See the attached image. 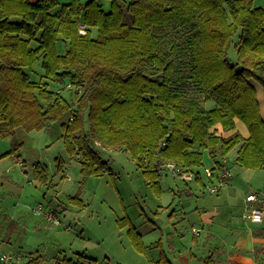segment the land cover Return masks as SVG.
Wrapping results in <instances>:
<instances>
[{
  "label": "trees",
  "instance_id": "trees-1",
  "mask_svg": "<svg viewBox=\"0 0 264 264\" xmlns=\"http://www.w3.org/2000/svg\"><path fill=\"white\" fill-rule=\"evenodd\" d=\"M37 63L53 82L32 79ZM67 77L81 92L75 108L57 96ZM255 83L264 90V7L255 0H111L109 9L100 0H0V135L13 138L0 159L58 122L87 175L111 170L103 148L126 151L155 187L159 162L197 171L205 150L218 160L238 147L235 163L262 169ZM236 119L248 138L218 134L214 126L234 130ZM33 166L46 184L47 166ZM45 262L38 254L24 264Z\"/></svg>",
  "mask_w": 264,
  "mask_h": 264
},
{
  "label": "rangeland",
  "instance_id": "rangeland-1",
  "mask_svg": "<svg viewBox=\"0 0 264 264\" xmlns=\"http://www.w3.org/2000/svg\"><path fill=\"white\" fill-rule=\"evenodd\" d=\"M71 1L59 0L62 5ZM81 1L86 3L89 0ZM100 1L105 9L111 8V0ZM255 4L260 6V0H256ZM66 49V44L60 40L59 52L65 53ZM231 56L236 58L234 50ZM35 69L38 73L32 74L33 80L45 78L41 63H37ZM27 70L31 71L30 68ZM70 83L69 77L60 82L63 90L57 96L67 98L72 108H75L81 92L76 91ZM51 87L56 88L55 85ZM204 95H199L203 106L206 104ZM213 105L214 102L205 106ZM262 116L264 118V113ZM56 124L49 130L31 131L20 149L26 169L29 170L28 179L24 183L25 189L18 188L10 194L18 198L22 193L24 207L15 212L10 211L8 215V220L18 228L10 241L0 240V259L4 254L20 253L22 257L10 262L0 260V264H24L38 254L46 257L45 264H156L161 259V264H167L170 259L167 239L172 235L166 233L160 221L166 220L176 208V205L168 207L175 199L178 204L181 200H187L182 190L188 186L194 187L195 194L189 198L191 201L198 196L216 198L203 190L204 184L210 182L205 168L213 164L201 167L200 180L191 182L171 172H163L160 186L155 187L126 151L104 148L103 157L109 161L111 170L102 176L87 175L81 170L82 160L72 155L64 140L57 137L59 125L58 122ZM239 128L248 134L245 123H241ZM5 144L7 138L0 135V150ZM237 154L238 147H235L227 159L236 181L234 189L239 194L235 198L236 204L243 206L241 196L256 186L264 185V168L240 167L235 163ZM37 162L47 166L46 184L35 174L33 164ZM5 170L2 169V172ZM40 204L44 206V213L52 212L58 222L44 214H36L33 209ZM186 228L192 236V227L187 225ZM186 239L191 240V237L188 235Z\"/></svg>",
  "mask_w": 264,
  "mask_h": 264
},
{
  "label": "crops",
  "instance_id": "crops-1",
  "mask_svg": "<svg viewBox=\"0 0 264 264\" xmlns=\"http://www.w3.org/2000/svg\"><path fill=\"white\" fill-rule=\"evenodd\" d=\"M260 2L261 4L259 5L264 7V0H260ZM30 70L31 77L32 74L38 73L35 66ZM42 81L53 82L49 78H45ZM255 84L259 92L258 99L263 115L264 90L260 84ZM208 103H212V101ZM241 123H243L241 120L236 119V128L230 131H225L221 124H217L214 127L217 129L218 134L225 137L239 132L243 137L248 138L250 131L248 134H244L245 131H241L239 128ZM53 125H57L56 122L51 126ZM61 135L62 129L58 126L57 137L63 139ZM3 148L0 150V155L13 149L12 137H7V144ZM20 149L0 159V240L2 241H10L18 228L14 222L8 220L10 211L15 212L24 207L22 205L24 202L22 193L18 198L10 194L18 188L21 190L25 189L24 183L28 179L29 170L26 169V162L22 158ZM214 163L215 159H213L208 150H205L203 164L210 166L209 164ZM42 164L45 165L44 163ZM4 168L6 170L2 172ZM194 180H200V175L196 179L188 181ZM234 182H236L235 178L232 179L228 186L216 194L209 193L206 189L207 183H205L204 189L202 188L204 192L211 194V196L215 195L216 198L207 196L201 198L198 196L194 201L189 199L195 194L194 187L188 186L182 190L186 193L187 200H181L178 204L175 199L170 203L168 207L173 208L176 205V208H173V211H171L166 220L160 221L159 216L158 221H160L166 233L169 236L172 235L170 239H167L170 258L167 264H264V222L256 223L244 217L246 207L245 195L249 191L241 196L243 206L237 205L236 203L238 202L235 198L239 194L234 189ZM262 187L264 185L256 186V188H252L251 190ZM179 193H181V190H179ZM240 212L243 214L239 215ZM162 216L164 215L162 214ZM187 225L192 227V236L188 234ZM195 227L201 229L199 233L194 232ZM1 235L5 237L4 240ZM188 235L191 237V240L186 239ZM161 256H163L162 253ZM162 262L163 259L156 264H161Z\"/></svg>",
  "mask_w": 264,
  "mask_h": 264
},
{
  "label": "built area",
  "instance_id": "built-area-1",
  "mask_svg": "<svg viewBox=\"0 0 264 264\" xmlns=\"http://www.w3.org/2000/svg\"><path fill=\"white\" fill-rule=\"evenodd\" d=\"M81 28L85 29V26L81 25ZM62 90L63 89L60 88L58 89V92L60 93ZM158 169L160 171L171 172L174 176H178L184 180H190L195 177V173L193 171L187 170L172 161L159 162ZM205 172L210 180V182L206 185V189L211 194H216L220 192L224 187L228 186L233 177V173L228 166V160L226 158L220 161V163L214 164L212 167H206ZM199 175L201 177V173ZM245 202L246 207L244 217L256 223L264 222V187L259 190L249 192L245 197ZM33 210L36 214H44L50 220L58 222L57 218L53 215L52 212L44 213V206H42V204H40ZM200 230V228H194V232L196 233H199ZM15 259H21V255L4 254L3 256H1V260L5 262H10ZM52 264L57 263L53 262Z\"/></svg>",
  "mask_w": 264,
  "mask_h": 264
},
{
  "label": "bare ground",
  "instance_id": "bare-ground-1",
  "mask_svg": "<svg viewBox=\"0 0 264 264\" xmlns=\"http://www.w3.org/2000/svg\"><path fill=\"white\" fill-rule=\"evenodd\" d=\"M61 93H62V91L60 92V94H61ZM98 145H100V144H98ZM103 149H104V148H103ZM108 149H109V148H108ZM119 150H122V149H119ZM224 158L227 159V156L218 157V160H215V163H214V164H218V163H220V161H222ZM227 160H228V159H227ZM176 164H177V163H176ZM214 164H213V165H214ZM202 167H203V166H202ZM157 168H158V165H157ZM230 169H231V168H230ZM158 170H159V169H158ZM190 171H193V172L195 173V177H194L193 179H196V177L201 173V172H200V169L197 170V171H196V170H195V171H194V170H190ZM231 171H232V169H231ZM163 172H168V171H160V170H159V173L161 174V176H162ZM232 173H233V172H232ZM176 177H178V176H176ZM179 178H180V177H179ZM233 178H234V174H233L232 179H233ZM181 179H182V178H181ZM232 179H231V181H232ZM183 180H184V179H183ZM190 180H192V179H190ZM231 181H230V182H231ZM229 184H230V183H229ZM260 189H261V188H260ZM256 190H259V189H256ZM251 191H254V190H251ZM251 191H249V192H251ZM249 192H248V193H249ZM218 193H219V192H218ZM248 193H247V194H248ZM247 194H246V195H247ZM246 195H245V197H246ZM195 228H196V227H195ZM18 254H20V253H18ZM20 255H21V254H20ZM21 257H22V255H21ZM0 260H1V259H0ZM1 261H3V260H1ZM4 262H5V261H4ZM52 263H53V262H52ZM52 263H51V264H52Z\"/></svg>",
  "mask_w": 264,
  "mask_h": 264
}]
</instances>
